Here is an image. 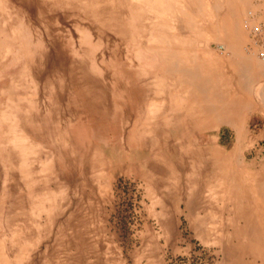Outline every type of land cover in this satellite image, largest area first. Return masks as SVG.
<instances>
[{"label":"rangeland","instance_id":"1","mask_svg":"<svg viewBox=\"0 0 264 264\" xmlns=\"http://www.w3.org/2000/svg\"><path fill=\"white\" fill-rule=\"evenodd\" d=\"M150 31L264 75V0H0V264H264V141L173 133Z\"/></svg>","mask_w":264,"mask_h":264},{"label":"crops","instance_id":"2","mask_svg":"<svg viewBox=\"0 0 264 264\" xmlns=\"http://www.w3.org/2000/svg\"><path fill=\"white\" fill-rule=\"evenodd\" d=\"M242 57L224 61L213 60L212 62L198 60L197 64L191 68L195 72L194 77L192 76L193 78L191 77L186 80L177 81L173 78V75L167 78L162 76L165 85L167 84L165 90H167L168 96H170L167 107L172 112V117L164 119V121L171 123L169 128L174 131L173 133L178 131V135L183 129H187L188 132L190 128H193L194 132H188L189 136H187L193 138V135L198 130L203 132L209 127L215 128L221 126L232 133V141L236 145L248 142L246 138L248 134L247 129L251 125L255 129H258V135H255V139L252 141H264V98L262 93L261 95L259 94L256 100L252 98L253 95L248 86L249 79L257 76L259 80H262L264 79V75L260 70L259 64L257 66L255 62L254 67H251L253 63H250L251 66L249 65V58L246 56ZM222 66L225 68L224 73ZM234 74H236L239 80L238 85L241 89L238 93L241 98L238 100H236L233 94V88L232 91L229 88V81L233 82ZM151 83L154 82L152 81ZM231 86L233 87V83H231ZM156 89L158 90L159 88ZM174 89L176 90L174 91ZM150 91L152 95L149 94V101L155 92V88H150L149 83ZM172 91L177 94V99L171 96ZM152 99L149 102V107L152 112L151 119H154L156 109L153 103L154 98ZM174 101H177L178 104L175 105ZM207 104L212 105L209 110H206V107H204ZM163 112H165V109H163ZM249 188L251 189V186L246 185L240 190L242 194L240 200L242 203L245 202L247 204V199L250 195L252 198H255L252 189L250 191L252 194L250 193L249 195ZM249 206L247 204L244 207L248 208V216L250 218L253 216Z\"/></svg>","mask_w":264,"mask_h":264},{"label":"bare ground","instance_id":"3","mask_svg":"<svg viewBox=\"0 0 264 264\" xmlns=\"http://www.w3.org/2000/svg\"><path fill=\"white\" fill-rule=\"evenodd\" d=\"M166 4V3H165ZM163 6V5H162ZM166 7V6H165ZM164 7V8H165ZM199 7V6H198ZM200 8V7H199ZM167 9V8H166ZM163 11V10H162ZM154 13V12H152ZM184 15V14H183ZM182 15V16H183ZM188 24V23H187ZM186 25V23H185ZM187 26V25H186ZM191 26V25H190ZM214 26V25H213ZM162 29V28H161ZM160 31V30H159ZM151 32V31H150ZM149 32V33H150ZM162 32V31H161ZM159 34V33H158ZM164 34V33H163ZM162 35V34H161ZM116 36V35H115ZM151 36L153 37L152 41H149V44H146V46L144 47L146 50H149V52L151 53H154V54H157L159 59L162 61V63L164 64L165 66V70H164V73L162 74L163 77L167 78L169 77L170 75L172 76L173 75V78L176 79L177 81H180V80H186V79H190L193 75H194V71L193 70H190V68H193V67H186V64L187 62H185V59L183 57H181L179 54H171L169 51H168V45L170 44L169 40L167 41V38H163L162 37H158L157 35L154 34L153 36V32H151ZM150 36V37H151ZM157 40H159L158 42H156ZM179 40V39H178ZM155 42L157 44H155ZM188 42V41H187ZM228 43V42H227ZM227 43H224L220 48L223 49V53H226V51H228V44ZM190 46V45H189ZM191 48V47H190ZM221 52V51H220ZM190 56V55H188ZM204 55H202V57L200 56H197L195 58L192 57L191 59V62H188L189 64H197L198 60L201 59L200 61L202 60H205V58L203 57ZM210 62V61H209ZM185 65V67H184ZM198 70V69H197ZM131 72V71H130ZM139 77V76H138ZM194 77V76H193ZM192 77V78H193ZM133 78V77H132ZM135 79V78H134ZM132 80V79H131ZM191 82V81H190ZM136 84V83H135ZM142 87V86H141ZM126 93V92H125ZM211 104V103H210ZM205 105L204 107H206L205 109L206 110H209L211 108L212 105ZM178 132V131H177ZM179 136H181L182 138L183 137H187L189 136V134L186 132V130H182V132H180L178 134ZM205 151L206 154H209V156L213 157V153L212 151L215 149H203ZM202 150L199 152L200 156H203V157H206V155L204 153H201ZM204 154V155H203ZM216 158V157H215ZM216 160V159H215ZM215 165V164H214ZM157 166L154 165L153 166V169L154 170H157L156 169Z\"/></svg>","mask_w":264,"mask_h":264}]
</instances>
